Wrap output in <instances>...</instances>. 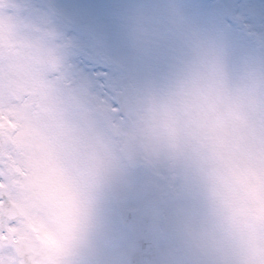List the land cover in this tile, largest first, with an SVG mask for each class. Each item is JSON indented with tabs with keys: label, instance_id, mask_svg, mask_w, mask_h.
<instances>
[{
	"label": "clouds",
	"instance_id": "1",
	"mask_svg": "<svg viewBox=\"0 0 264 264\" xmlns=\"http://www.w3.org/2000/svg\"><path fill=\"white\" fill-rule=\"evenodd\" d=\"M74 24L55 0H0V264H132L109 256L112 213L143 193L157 264H264V33L237 49L151 0L96 75Z\"/></svg>",
	"mask_w": 264,
	"mask_h": 264
},
{
	"label": "rangeland",
	"instance_id": "2",
	"mask_svg": "<svg viewBox=\"0 0 264 264\" xmlns=\"http://www.w3.org/2000/svg\"><path fill=\"white\" fill-rule=\"evenodd\" d=\"M58 7L67 10L74 17L72 33L77 35L96 59L82 60L83 71L102 75L107 74L105 57L124 58L127 53L125 23L132 9L150 3L151 0H55ZM189 16L206 27L225 30L233 39L237 49L252 47L250 32L264 33V0H179ZM241 18L240 22L235 17ZM137 71H159L158 66L138 68ZM136 180L143 184L147 174L137 170ZM141 195L133 198L128 208L135 209ZM113 221L118 236L108 249L109 256L119 259L122 250L131 247L132 239L119 225L117 213L113 208ZM117 217V218H116ZM167 242L160 240L159 250Z\"/></svg>",
	"mask_w": 264,
	"mask_h": 264
},
{
	"label": "water",
	"instance_id": "3",
	"mask_svg": "<svg viewBox=\"0 0 264 264\" xmlns=\"http://www.w3.org/2000/svg\"><path fill=\"white\" fill-rule=\"evenodd\" d=\"M126 204L116 206L121 222L135 237V252L131 258L132 264H157L159 258L157 243L159 230L153 221L154 196L145 193L140 201L139 208L128 211Z\"/></svg>",
	"mask_w": 264,
	"mask_h": 264
}]
</instances>
